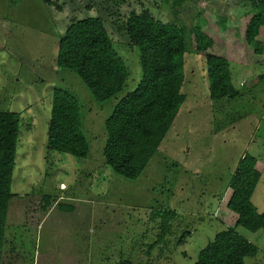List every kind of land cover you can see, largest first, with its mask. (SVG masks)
<instances>
[{
	"label": "rangeland",
	"instance_id": "rangeland-1",
	"mask_svg": "<svg viewBox=\"0 0 264 264\" xmlns=\"http://www.w3.org/2000/svg\"><path fill=\"white\" fill-rule=\"evenodd\" d=\"M175 1L0 0V112L20 118L5 263L195 264L218 232L234 228L237 217L226 208L228 185L244 155L257 161L260 180L251 203L264 213V54L256 60L253 46L243 40L260 8L251 0H183L181 6ZM142 12L187 30L223 33L224 46L232 50L237 97L210 99L205 59L189 47L185 101L145 170L130 180L113 173L102 151L106 120L142 78L139 50L124 32L130 14ZM88 18L102 21L128 71L122 91L104 102L74 72L56 65L67 27ZM256 40L264 50V27ZM55 89L78 102L86 158L46 148ZM164 212L167 218L160 217ZM236 232L258 250L244 264H264V231Z\"/></svg>",
	"mask_w": 264,
	"mask_h": 264
},
{
	"label": "trees",
	"instance_id": "trees-1",
	"mask_svg": "<svg viewBox=\"0 0 264 264\" xmlns=\"http://www.w3.org/2000/svg\"><path fill=\"white\" fill-rule=\"evenodd\" d=\"M251 1L260 11L249 19L243 40L246 46H253V55L258 60L264 54L256 40L264 27V0ZM182 2L177 0L174 5L181 6ZM219 21L224 25L227 20L221 18ZM124 32L139 50L142 78L137 88L118 102L106 120L102 155L113 173L135 180L156 154L185 101L181 89L184 55L189 47L205 59L211 100L233 99L237 94L231 84L229 57L232 50L224 46L223 33L164 24L147 12L130 14ZM56 65L74 72L99 102L116 97L128 78L124 62L98 18L73 21L67 27L58 43ZM19 122L18 114L0 112V264H13V261L5 263L4 247L9 202L15 196L11 185ZM46 148L80 159L88 154L78 102L64 90L55 89L52 93ZM256 164V159L249 155L238 161L228 185L231 195L226 203V208L237 217L234 228L218 232L199 252L195 264H244L246 258L257 255L256 247L236 232L238 227L252 234L264 231V213H258L251 203L260 180ZM48 199V196L42 198L45 205L49 204ZM59 209L73 211L70 206L60 205ZM168 216L169 212L160 215L162 218ZM120 264L132 263L125 260Z\"/></svg>",
	"mask_w": 264,
	"mask_h": 264
}]
</instances>
